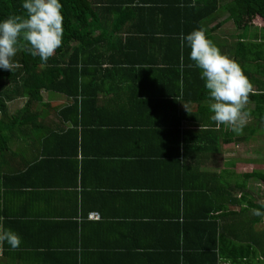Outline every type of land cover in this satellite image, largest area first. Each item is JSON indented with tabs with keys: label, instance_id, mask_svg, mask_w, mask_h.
I'll use <instances>...</instances> for the list:
<instances>
[{
	"label": "trees",
	"instance_id": "16d2710c",
	"mask_svg": "<svg viewBox=\"0 0 264 264\" xmlns=\"http://www.w3.org/2000/svg\"><path fill=\"white\" fill-rule=\"evenodd\" d=\"M60 3L64 33L61 46L53 55L46 62H41L39 56H33L22 43L12 58L17 67L11 72L0 70V154L10 150L9 142L20 125L36 123L40 113L33 106L42 101V91L62 94L70 100L57 111L59 120L69 124L68 127L46 129L48 135L58 139L59 152L43 153L40 160L32 162L63 166L67 176H71V182L68 180L70 186L68 182H59L53 184L54 187L76 188L79 181L80 190H87L84 182L86 158H99L102 153H83V130L106 128L124 131L153 127V132L146 133L166 136L169 151H149L142 156L170 166L168 171H171L172 179L162 188H165L164 194L173 197L176 216L179 215L181 220L176 219L175 224L174 264H264V229L258 231L256 228L264 222V199L259 202L249 190L251 181L263 184L264 188V170L252 169L238 174L225 168L217 172L202 171L198 161L205 156L201 157L202 152L215 150L213 154L219 155L223 145L247 142L258 132L264 115V54L261 51L264 41H258L251 32L256 29L264 31V27L258 28L252 23L255 17L264 22V0H60ZM21 5L22 0H0V20L10 15H24ZM221 15L224 18L218 20ZM214 19L215 24L209 26ZM227 22H231L239 32L233 59L252 86H256L248 99L253 108L245 109L256 125H244L239 135L226 130L223 125L216 129L215 122L210 119V98L200 78V70L186 57L187 48L189 54L187 43H181L184 35L198 28H203L207 38L212 40L211 34ZM133 23L138 25L136 30L130 28ZM115 29L128 31L127 39L133 38L138 43L151 39L163 47V58L152 62L163 64L158 68L161 78H167L168 84L161 82L154 92L142 93L136 77L133 83H106L108 73L125 64L135 68L150 62L135 56L125 60L120 52L109 50L108 53L102 49L101 42L116 33ZM86 76L88 80H85ZM128 89L139 92L134 101L137 103L128 102L133 112L148 103L147 110L157 111L158 101L157 107L162 110L163 118L149 116L137 119L134 116L135 120L116 121L114 115L106 118L98 113L100 94ZM200 90L204 91V96L197 95ZM16 98H23L24 104L14 113H9L7 102ZM110 100H114L113 96ZM182 104H195L196 108L186 112ZM187 120L195 123L196 129L182 128V123ZM5 125L11 128L8 132ZM223 129L229 133H222ZM108 155L112 156L111 153ZM152 155L154 157H147ZM212 157L214 155L211 154L207 159ZM114 160L120 162L123 159ZM149 190L156 189L142 192L161 193ZM193 199L198 200L194 203ZM254 209H259L261 215H256Z\"/></svg>",
	"mask_w": 264,
	"mask_h": 264
},
{
	"label": "crops",
	"instance_id": "0c3cea01",
	"mask_svg": "<svg viewBox=\"0 0 264 264\" xmlns=\"http://www.w3.org/2000/svg\"><path fill=\"white\" fill-rule=\"evenodd\" d=\"M222 18L224 15L218 20ZM227 23L233 26L231 22ZM227 23L211 35L220 51L233 59L234 43L239 36L234 33V28L230 35L226 31L224 33L222 27ZM213 24L215 21L209 26ZM130 28L136 30L138 25L133 23ZM115 30L116 33L101 42L102 49L105 48L108 53L109 50L120 52L125 60L135 56L150 62L135 68L125 64L117 71L109 72L105 77L106 83H133L136 77L141 85L139 92L142 93L154 92L161 82L168 84L167 78H161L158 68L163 64L152 62L163 58V47L151 39L138 43L133 38H126L128 31ZM109 31H112L111 28ZM120 42L125 47H121ZM185 52L189 59L188 48ZM137 67L139 70H134ZM88 79L86 76L85 80ZM137 92L128 89L100 94L98 113L106 118L114 115L116 121L135 120L134 116L137 119L149 116L162 119L158 101L157 111L146 109L150 103L141 106L136 113L132 111L128 102L137 103L134 102L139 95ZM203 92L200 90L197 95L204 96ZM111 96L114 100H110ZM41 98L42 101L33 106L40 113L36 123L20 125L17 134L11 137L9 143L13 145L10 150L0 154V230H12L21 238L20 246L15 249L6 242L0 244V264H174L173 251H176L177 243L175 224L179 215L176 216L173 197L164 194L165 188H162L165 182L169 183L172 179L171 171H168L170 166L142 156L149 151L167 150V137L146 133L153 132V127L124 131L106 128L83 130V153H102L99 156L102 159L86 158L84 182L87 190H80L79 181L76 188L54 187L53 184L59 182H71V176H67L63 166L57 163L36 165L32 162L40 160L43 153L59 152L58 139L48 135L46 129L68 127L69 124L59 120L57 111L70 100L62 94L46 91L41 92ZM23 104V98H16L7 102V110L14 113ZM182 107L189 112L194 111L196 105L182 104ZM194 125L187 120L182 123V128L196 129ZM4 128L7 132L11 129L9 125ZM232 144L223 145L221 151H224V146L228 148ZM230 151L221 152V157L211 152L214 157L198 160L200 169L217 172L225 168L236 172L238 163L229 160L233 154ZM110 153L112 156L108 155ZM114 159L123 160L118 162ZM225 162L226 166L223 165ZM147 189H156L149 191L161 193L142 192ZM197 200L193 199L194 203ZM88 212H98L100 219H85Z\"/></svg>",
	"mask_w": 264,
	"mask_h": 264
},
{
	"label": "clouds",
	"instance_id": "9594fccd",
	"mask_svg": "<svg viewBox=\"0 0 264 264\" xmlns=\"http://www.w3.org/2000/svg\"><path fill=\"white\" fill-rule=\"evenodd\" d=\"M21 6L24 15H10L0 20V70L11 72L17 67L12 58L22 43L41 62H46L62 43L64 17L60 0H22ZM185 42L190 49L189 59L200 70L210 98V119L217 127L223 125L241 134L248 117L245 105L253 91L251 82L240 65L207 38L203 28L184 35L181 43ZM253 211L261 215L259 209ZM4 242L15 249L20 246L21 238L16 232L3 229L0 244Z\"/></svg>",
	"mask_w": 264,
	"mask_h": 264
},
{
	"label": "rangeland",
	"instance_id": "374dc122",
	"mask_svg": "<svg viewBox=\"0 0 264 264\" xmlns=\"http://www.w3.org/2000/svg\"><path fill=\"white\" fill-rule=\"evenodd\" d=\"M214 21H216V19H214ZM210 24L212 23V21L209 22ZM253 25L255 26H260V27H264V22L261 20V18L259 17H255L252 20ZM225 31L227 32L228 35H230L233 26H231L230 23H227L224 27H222ZM256 32V34L254 33ZM254 32H251V35H256L258 38V41L263 42L264 41V31L262 29H256L254 30ZM234 33L236 35L239 34L238 31H234ZM261 51L264 54V45H262L261 47ZM256 86L253 85V89H255ZM253 108V104L251 103H247L245 105V109H252ZM254 125V118L250 117L248 115L247 120L245 125ZM256 125V124H255ZM259 129L258 132L255 133L254 135H252L249 139V141L247 142H239L237 144H232L229 145L228 148H226V146H224V151L225 150H231L230 152L234 154H231V156L229 157V160H231L233 163H238L235 167V170L238 173H242L244 171H250L252 169L254 170H264V115H262V119L260 120L259 123ZM226 128V127H224ZM228 130V128L226 129ZM222 133H229V131H225L224 129L222 130ZM13 143H10V146H12ZM221 151V152H224ZM202 156L204 155V160H207L208 156H211V152H202ZM220 153V157H221ZM201 159V160H202ZM200 161V160H199ZM200 164V163H199ZM220 167H221V163H220ZM200 168V167H199ZM202 170V169H200ZM205 171V170H202ZM230 176L233 175L230 174ZM225 178H227V175H225ZM250 185V187H249ZM248 185L249 190L252 194V196L254 197H258L257 199L259 200V202H261L264 199V188H263V184L258 183L256 181L254 182H250ZM256 228H258L257 230H261L264 229V222H261L259 225L256 226Z\"/></svg>",
	"mask_w": 264,
	"mask_h": 264
},
{
	"label": "built area",
	"instance_id": "2783aa9c",
	"mask_svg": "<svg viewBox=\"0 0 264 264\" xmlns=\"http://www.w3.org/2000/svg\"><path fill=\"white\" fill-rule=\"evenodd\" d=\"M99 214L97 212H90L87 216L88 219H99Z\"/></svg>",
	"mask_w": 264,
	"mask_h": 264
}]
</instances>
